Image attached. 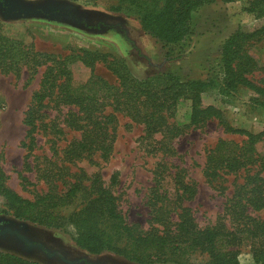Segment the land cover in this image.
Listing matches in <instances>:
<instances>
[{
  "label": "trees",
  "instance_id": "1",
  "mask_svg": "<svg viewBox=\"0 0 264 264\" xmlns=\"http://www.w3.org/2000/svg\"><path fill=\"white\" fill-rule=\"evenodd\" d=\"M117 1L114 9H133L146 33L172 45L184 41L191 32L193 12L213 0ZM263 2L252 1L250 10L264 14ZM0 4L4 5V0ZM263 38L264 26L252 31L240 28L226 38L221 53L226 91L244 86L264 96V78L253 79L256 71L264 70V65L248 49L250 42ZM77 56L92 67L90 77L83 81L74 78L71 57L40 52L33 44L0 34L1 72L19 74L26 66L33 76L46 64L40 85L33 91L25 111L28 128L23 146L28 149L27 168L33 169L28 161L31 156L40 158L33 152L37 133L54 135L48 139L53 143L52 156H43L45 163L37 162L34 167L48 184L47 191L37 193L34 199L25 198L7 185V174L0 169V195L7 200L13 215L50 227L71 224L75 228L74 240L87 251L100 253L108 249L140 263L243 264L241 246L248 244L254 264H264V216L252 213L264 210V152L258 149V144L264 142V130L253 133L234 127L220 108L213 104L204 106L202 94L209 81L192 79L174 70L138 78L120 57L109 59L108 54L90 49H81ZM97 60H102L114 73L117 83L95 72ZM183 97L192 100L191 120L185 127L214 118L226 131L244 136L240 142L220 138L208 150L204 167L208 180L213 182L242 170L247 174L243 183L235 186L216 223L201 227L190 208L182 205L184 199L195 195V186L186 182L181 171L171 173L166 165L159 164L153 171L154 214L150 227L144 231L127 222L117 196L103 186L97 175L88 176L83 168L72 171L71 166L84 158L92 159L96 153L109 159L117 138V113L143 123L149 135L159 130L163 139L179 135L183 126L171 124L168 117ZM50 110L56 114L51 116ZM65 128L77 135L60 147L58 140L67 133ZM85 178L90 183H85ZM21 179L29 181L24 175ZM59 180L65 187L59 189ZM79 193L86 199L85 205L64 214L62 210L72 205ZM194 254L206 255L208 259L205 263H191ZM0 264L39 263L0 251Z\"/></svg>",
  "mask_w": 264,
  "mask_h": 264
},
{
  "label": "rangeland",
  "instance_id": "2",
  "mask_svg": "<svg viewBox=\"0 0 264 264\" xmlns=\"http://www.w3.org/2000/svg\"><path fill=\"white\" fill-rule=\"evenodd\" d=\"M252 1L213 0L201 5L193 12L192 29L187 38L172 45H165L146 33L133 9H114L117 0H4V5L0 4V34L33 44L40 52L71 57L73 76L81 81L92 73V67L77 56L81 49L99 50L108 54L109 59L120 57L138 78L174 70L192 79L209 81L210 85L202 94V104L220 108L232 126L258 133L264 130V96L244 86L226 91L221 63L222 46L229 35L240 28L252 31L264 26V14L250 10ZM261 7L264 10V2ZM248 49L264 65V38L250 42ZM45 68L43 64L33 76L26 66L19 74L0 71V169L7 174V185L29 199L49 187L34 167L37 162L45 163L43 156H52L53 143L48 139L54 135L37 133L33 152L40 158L31 156L28 160L33 169L25 164L28 149L23 146L28 128L24 121L25 111ZM94 70L109 82L117 83L116 76L102 60L95 61ZM262 78L264 70L253 74L255 81ZM191 112L192 100L180 98L168 121L183 126V132L169 139H163L160 130L149 135L143 123L117 113V138L109 159L104 160L96 153L92 159L84 158L72 165L71 170L83 168L88 176L97 175L103 186L117 196V204L127 222L145 231L154 214L151 204L156 185L153 171L164 164L171 173L181 171L186 182L195 186V195L184 199L182 205L190 208L199 226L214 225L224 213L235 186L243 183L247 172L242 170L210 182L204 173L208 150L220 138L240 142L244 136L226 131L214 118L185 127L190 123ZM55 114L50 110L51 116ZM65 129L67 133L58 140L60 147L77 135ZM258 149L264 152V142L258 144ZM21 175L29 181L24 182ZM84 182L90 183L86 178ZM58 185L59 189L65 187L61 180ZM85 202L79 193L74 203L62 212L70 214ZM252 213L264 216V210ZM74 231L71 224L50 227L17 218L0 195L2 252L39 264H186L140 263L108 249L92 253L77 244ZM207 259L206 255L194 254L189 261L205 263ZM240 259L243 264H254L248 244L241 246Z\"/></svg>",
  "mask_w": 264,
  "mask_h": 264
}]
</instances>
